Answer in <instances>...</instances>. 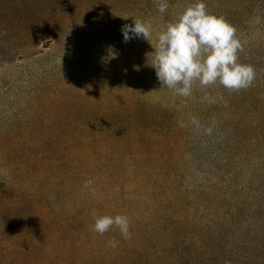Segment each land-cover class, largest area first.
Here are the masks:
<instances>
[{
  "label": "trees",
  "instance_id": "16d2710c",
  "mask_svg": "<svg viewBox=\"0 0 264 264\" xmlns=\"http://www.w3.org/2000/svg\"><path fill=\"white\" fill-rule=\"evenodd\" d=\"M104 3L112 4L116 56L127 61V53H137L143 68L139 50H121V28L132 24L131 14L156 9L154 0H20L19 23L44 50H55L37 56L60 53L51 62L70 70L55 65L18 97L29 110L5 133L29 137L0 138V264H211L225 249L236 256L239 247L224 225L236 210L223 211L215 187L192 192L185 181L194 142L177 111L114 73L112 102L81 86L76 11ZM147 22L153 28V18ZM135 40L137 46L143 39ZM202 144L203 156L212 157L216 145ZM105 215L127 216L130 238L115 227L96 233L95 218Z\"/></svg>",
  "mask_w": 264,
  "mask_h": 264
},
{
  "label": "rangeland",
  "instance_id": "374dc122",
  "mask_svg": "<svg viewBox=\"0 0 264 264\" xmlns=\"http://www.w3.org/2000/svg\"><path fill=\"white\" fill-rule=\"evenodd\" d=\"M176 1L182 4L175 7L172 0L163 14L157 8L148 9L153 10L151 13L131 14L130 18L145 21L153 18V35L150 38L153 47L157 33L168 23L175 22L190 6L186 0ZM248 1L204 3L209 13L223 17L236 29L243 48L238 54L239 62L251 65L255 71L251 85L231 91L218 83L204 88L196 82L189 97H180L172 90L160 88L155 70L148 65L151 55L147 60V54L153 48L147 40L138 41L136 46L137 40L132 39L122 42L124 48L120 47L124 52L139 50L141 58L147 62L143 68H139L138 62L142 59L136 57L137 53H127V61L126 56L120 55L115 57V64L114 59L105 62L103 58L109 56V47L116 45L115 41L112 42V4L76 11L78 42L83 54L79 55L83 60V68L79 72L81 86L93 92V96L112 102L114 73L136 84V88L145 86L158 102L177 111L194 142V151L189 159L192 169L185 177L190 190L193 192L202 184L215 187L218 190L213 199H219L225 205L223 211L230 213L236 210L235 220L227 219L224 225L228 232L226 237L239 247L237 255L228 254L225 249L219 261L211 264H227L226 260L234 261L233 264H264V0ZM21 10L20 0H0V138L29 137V134L21 132L10 136L5 133L12 120L20 122L22 115L29 110L27 105L17 102L18 97L28 93L32 84H37L36 80L46 76L55 65H59L64 73L70 70L61 61L51 62L52 57L60 53L37 56L40 51L48 54L55 50H44L31 35L33 30L19 23L17 17L21 18ZM4 17L16 19L5 25L2 23ZM27 28L29 30L25 32ZM40 58H44L43 65L38 64ZM193 118L197 123H193ZM204 140L216 145L211 150L214 151L212 157L205 158L201 153L207 148L202 144ZM218 144L222 145L219 150ZM210 202L211 198H208L209 205Z\"/></svg>",
  "mask_w": 264,
  "mask_h": 264
},
{
  "label": "clouds",
  "instance_id": "9594fccd",
  "mask_svg": "<svg viewBox=\"0 0 264 264\" xmlns=\"http://www.w3.org/2000/svg\"><path fill=\"white\" fill-rule=\"evenodd\" d=\"M154 3L159 13L167 11V0H154ZM131 18L132 24L121 28L123 42L132 39L150 42L153 35L151 23ZM152 48L147 60L150 54L148 65L155 70L160 88L172 90L180 97H189L196 82L204 88L218 83L225 89L239 91L248 88L255 77L251 65L239 62L238 54L243 48L236 29L223 17L209 13L204 0H197L175 22L159 31ZM108 51L109 56L103 58L105 62L116 57L111 46ZM193 123H197L195 118ZM90 183L87 182L85 187ZM113 227L123 238H130V222L125 215L96 217L93 230L103 235Z\"/></svg>",
  "mask_w": 264,
  "mask_h": 264
}]
</instances>
